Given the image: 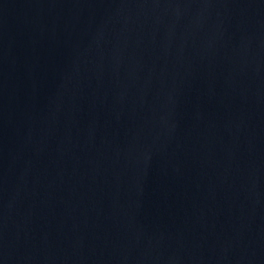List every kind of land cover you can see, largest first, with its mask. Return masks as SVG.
<instances>
[{
	"label": "water",
	"instance_id": "95a60500",
	"mask_svg": "<svg viewBox=\"0 0 264 264\" xmlns=\"http://www.w3.org/2000/svg\"><path fill=\"white\" fill-rule=\"evenodd\" d=\"M0 264H264V0H0Z\"/></svg>",
	"mask_w": 264,
	"mask_h": 264
}]
</instances>
